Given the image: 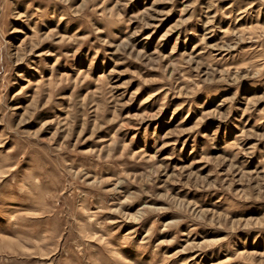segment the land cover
Returning <instances> with one entry per match:
<instances>
[{"label":"rangeland","instance_id":"rangeland-1","mask_svg":"<svg viewBox=\"0 0 264 264\" xmlns=\"http://www.w3.org/2000/svg\"><path fill=\"white\" fill-rule=\"evenodd\" d=\"M0 264H264V0H0Z\"/></svg>","mask_w":264,"mask_h":264}]
</instances>
